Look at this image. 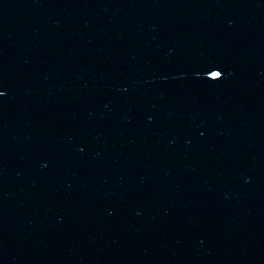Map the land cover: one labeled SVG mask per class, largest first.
<instances>
[{"label": "water", "instance_id": "obj_1", "mask_svg": "<svg viewBox=\"0 0 264 264\" xmlns=\"http://www.w3.org/2000/svg\"><path fill=\"white\" fill-rule=\"evenodd\" d=\"M0 264H264V0H0Z\"/></svg>", "mask_w": 264, "mask_h": 264}]
</instances>
